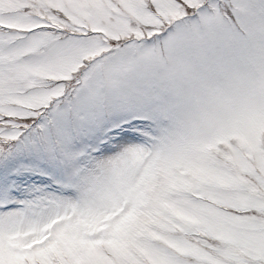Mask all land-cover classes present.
<instances>
[{
	"label": "snow or ice",
	"instance_id": "6c2138e0",
	"mask_svg": "<svg viewBox=\"0 0 264 264\" xmlns=\"http://www.w3.org/2000/svg\"><path fill=\"white\" fill-rule=\"evenodd\" d=\"M0 264H264V0H0Z\"/></svg>",
	"mask_w": 264,
	"mask_h": 264
}]
</instances>
